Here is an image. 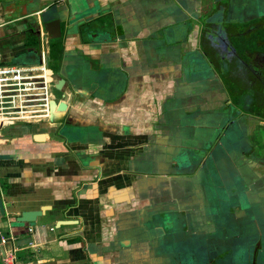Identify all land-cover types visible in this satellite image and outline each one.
I'll list each match as a JSON object with an SVG mask.
<instances>
[{
    "label": "crops",
    "instance_id": "1",
    "mask_svg": "<svg viewBox=\"0 0 264 264\" xmlns=\"http://www.w3.org/2000/svg\"><path fill=\"white\" fill-rule=\"evenodd\" d=\"M142 5L141 0H0L1 61L41 62V46H33L29 31L33 19L41 22L44 13L64 19L62 39L51 41L64 49L61 69L54 74L56 81L73 66H90L91 60L113 72L107 91L100 96L85 85L73 88L68 80L59 98L55 95L58 104H67L64 111L56 109L48 120L4 128L0 139V236L18 248L16 264H157L151 259L157 253L151 250L153 243H160L158 237L166 236L168 219L171 264L184 260L178 253L184 252L178 247L182 242L175 235L186 232L193 217L186 203L175 201V207L171 198L159 199L148 182L142 186L140 168L141 160L157 154V144L168 145L169 138L178 141L175 154L185 150L182 142L189 137L178 126L171 135L154 141L155 145L150 140L156 110L165 104L167 93L173 96L175 88L186 97V78L181 69L172 67L171 85L167 75L161 84L157 69L150 62L138 61L135 42H126L125 37L95 39L89 44H82L79 38V23L86 16L97 19L103 7L114 14L118 32L120 22L129 32L139 29L147 16L139 13ZM123 69L129 72L128 83L118 80ZM92 72L90 67L86 69V74ZM181 121L173 112L171 122ZM36 134H44V138L37 139ZM38 209L43 214L34 222L18 221L22 212ZM170 209L171 217L166 214ZM157 212L161 226H148L145 244L134 242L137 223L146 225L147 218L156 219ZM167 243H161V249Z\"/></svg>",
    "mask_w": 264,
    "mask_h": 264
},
{
    "label": "flooded vegetation",
    "instance_id": "2",
    "mask_svg": "<svg viewBox=\"0 0 264 264\" xmlns=\"http://www.w3.org/2000/svg\"><path fill=\"white\" fill-rule=\"evenodd\" d=\"M239 1L235 0L230 7L215 8L207 4L197 19L183 20L194 25L193 31L188 29V35L197 32V39L186 45L188 56L171 54V46L175 44L171 43V24L176 21L171 20L170 0L161 1L166 3L164 9L154 8L163 13L148 23L152 26L150 38L144 37L149 35L144 19L132 33L124 23H118L122 25L118 32L114 14L107 12V7L98 16L107 22L98 30L106 32L97 34L89 16L78 26L82 44L123 37L126 42L134 41L138 61L150 62L157 69L160 82L167 75L171 85L172 67L175 71L181 69L186 78L183 91L189 99L176 102L179 88H175L173 96L167 93L166 102L159 109L161 114L156 110V119L151 122L154 132L150 140L153 145L154 141L171 135L169 127H176L171 125L176 105L186 106V122L194 121L185 129V135L202 138L200 147L184 145L185 150L176 154L170 151L171 138L168 145L157 144L158 157L165 161L150 166L163 173L151 172L152 177L183 176L180 172L189 171L185 176L190 178L184 181V188H175L171 180L168 194L154 190L158 198H171L175 207H178L175 201L186 203L193 217L185 228L187 231L175 235L182 242L178 247L184 249L183 253L178 252L184 255L179 264H264V7L256 8L255 3L254 9L249 0ZM239 5L249 6L239 9ZM29 32L31 40L41 38L31 33V29ZM51 41L48 60L51 64L55 60L57 66L59 60L62 63L64 49L60 44L56 48ZM91 61L96 67V60ZM50 67L54 74L61 69V65L58 69ZM120 72L118 80L125 79L128 83V70ZM196 111L200 114L193 115ZM164 153L168 154L166 158ZM166 214L171 217V209ZM156 215L159 219V212ZM167 224L164 228L169 242L165 248L171 264V219ZM155 247H160V243Z\"/></svg>",
    "mask_w": 264,
    "mask_h": 264
},
{
    "label": "water",
    "instance_id": "3",
    "mask_svg": "<svg viewBox=\"0 0 264 264\" xmlns=\"http://www.w3.org/2000/svg\"><path fill=\"white\" fill-rule=\"evenodd\" d=\"M141 1L143 2V5L140 9L141 11H139V13L141 12V15H148L149 13L151 15L153 12H155L154 8L162 7L164 9L166 7V3L164 4L161 3V1H166V0H141ZM170 1H171V12H170L171 20L176 21V22H172L171 24V43H175V44H172L171 46L172 47L171 54H174V55L177 54L179 56L184 54L188 56V50L186 48V45H188V43L193 41V39L196 40L197 37L194 36L195 35L194 32H192L191 35H188V29H191V30L194 29L193 28L194 25L192 23L189 24V22H183V20L197 19V15L201 13V9H203V6L207 7V4L208 5L211 4V6H214L215 8L219 6H223V7L229 6L230 7L234 4L235 0H170ZM63 20L64 19H62L61 16L55 15L52 17H48V15L43 13L41 16V22H39L37 18L33 19L31 33L41 36L43 32L47 36V42L49 44V41L61 38L63 36V30H62ZM106 23L107 22L105 20L103 21L99 17L97 19L95 18L91 20V25L93 24L95 26V29H96L95 31L97 34L104 33L105 30H98V29L100 26L106 25ZM174 23L176 26H174ZM174 27H176L177 30H172V28ZM144 28H146L147 30L146 33L149 34L144 37L150 38L149 36L152 35L150 34L152 26L147 23V25ZM85 29H88V27ZM93 32L94 30L91 33L93 34V36H95L96 33L95 32L93 33ZM78 64H81V63H78ZM89 65L90 66L86 65L85 63H82L81 65L73 66L74 68L72 70H69L70 69L69 68L66 71V74L65 73L63 74L64 77H62L60 80L56 81V79H54V87L57 90L62 91L64 83L69 80L71 81L73 88H77L79 85L80 86L85 85L91 89V92L94 93V95H99L101 92H106L107 89L105 88L107 86H105V84L107 85L109 81H111L113 77V72L109 70L108 68L104 67L103 65H100L96 68L93 67V64H89ZM82 66H84L85 69L87 70L90 67L92 71L94 72V73L92 72L91 75L87 74L88 79H86V77L84 76L86 73V70L83 72ZM55 108H57L59 111H64L67 108V104L65 102L58 104L56 99L52 100L51 102L52 114L55 112ZM180 108L182 109L181 111L182 115L179 117L182 118V121L177 122V123L172 122L171 125H176L178 126L179 129L185 130L187 129V127H190L191 125L190 123H188V121L187 122L185 121L187 119V116L183 117L184 113L186 115V106H181ZM199 114H200L199 111H196L193 113V115H199ZM167 124H170V123H167ZM172 128H173L172 126L169 127V130L172 131ZM166 129H168V127H166ZM36 138L37 139L44 138V134H36ZM199 141H202L201 137L192 136V137H189V140H187L186 143L182 142V144L186 146H189L190 144L193 147H200L201 145ZM177 142L178 141L176 140H173V142H171V150H170L171 153H175L174 145H177L178 144ZM163 155H164V158H166L168 154L164 153ZM154 156H155V153L154 155H150V156L147 155L145 156L143 160H141L140 171L142 172V176L140 177V184H142V186H145V183L148 182L149 187L153 186L154 189L156 190H160V191L163 190L165 195L168 194L167 191L171 189V185H170L171 180H173L172 183L175 188H178V189L184 188V181L189 180L190 178L188 176H185L189 171L180 172V174H182L183 176H175V177H171V176L152 177L150 176L151 172L158 173V175H163L161 171L152 169L150 167L153 164L155 165V164L161 163L162 161H165L162 159V157H158V154H156L155 157ZM193 177L196 178L195 176ZM162 183H165L168 185H162ZM161 200H166V198L165 199L162 198ZM143 212H145V209L143 210ZM42 214H43V209L24 211L22 212L21 216L18 218V221L23 222V223H32L37 219V217L42 216ZM149 218L150 216L146 220V225H142V223L140 222V225L138 226V223H137L136 227H140L141 231L137 229L136 230L133 229L134 230L133 232L134 242L136 243L143 242L145 244L146 237H148V231H147L148 226L149 225L161 226L160 225L161 222L159 219H157V217L156 219H153L152 221H150ZM156 241H160V244L162 243L165 245L167 243V234L164 237H158ZM152 248L153 250H151V253L152 254L157 253V256L153 255L151 258L153 262H156L157 264H168L167 249L166 248L161 249V246L160 247L153 246ZM198 257L200 258L199 251L197 254V258ZM0 258H1V255H0Z\"/></svg>",
    "mask_w": 264,
    "mask_h": 264
},
{
    "label": "built area",
    "instance_id": "4",
    "mask_svg": "<svg viewBox=\"0 0 264 264\" xmlns=\"http://www.w3.org/2000/svg\"><path fill=\"white\" fill-rule=\"evenodd\" d=\"M41 62L35 65L0 60V139L4 128L27 122L48 120L55 95L54 73L48 63L47 36L41 34ZM32 231V228L30 229ZM0 236V255L4 264H16L18 248ZM32 244V243H31Z\"/></svg>",
    "mask_w": 264,
    "mask_h": 264
},
{
    "label": "rangeland",
    "instance_id": "5",
    "mask_svg": "<svg viewBox=\"0 0 264 264\" xmlns=\"http://www.w3.org/2000/svg\"><path fill=\"white\" fill-rule=\"evenodd\" d=\"M244 1H248V0H240L239 2L240 3H242V2H244ZM250 1V4L252 5V7L255 9V3H256V8H262V7H264V0L263 1H260V0H249ZM258 3H260L261 5H258ZM170 4H171V1H170ZM210 5V4H209ZM249 5H243V6H241V5H239L237 8H239V9H241V8H245V7H248ZM168 9H170V8H168ZM251 9V8H250ZM163 12L161 11V10H158V11H155V12H153V14H149V15H147L146 17H145V19L144 20H146L145 21V23H151L152 22V20H154V19H157V18H159V16H161V14H162ZM241 13V12H240ZM239 13V15H242V13L240 14ZM252 13V12H251ZM151 22H150V21ZM154 22V21H153ZM155 23V22H154ZM174 26H176L175 24H174ZM172 30H177L176 29V27H174V28H172ZM39 37H35V40L37 41V39H38ZM39 41H37V44L35 43V41H33V46H35L36 48H38L39 47ZM36 44V45H35ZM175 46V45H174ZM172 48V47H171ZM54 63H52V64H50L52 67H55V69H58V65H61V60H59V64H57V66H56V61L54 60L53 61ZM199 65L201 66V65H203L202 63H199ZM98 66H100V64L98 63V62H96V67H98ZM202 67V66H201ZM82 70H83V72L86 70L85 69V67L84 66H82ZM186 72H188V68H186V71H185V73ZM203 71H201V73H202ZM85 77H86V79H88V75L85 73V75H84ZM51 90L53 91V92H55V94H56V96H57V98H59V96L61 95V91L60 90H57L55 87H52L51 88ZM176 98L178 99V98H181L182 100H184V99H189V97L187 98V97H184L183 96V93L180 91V92H178L177 94H176ZM182 105H176V107H175V104L173 103V104H171V107H173V110H174V107L176 108V110L174 111V113L175 114H177V115H179V116H181L180 115V113H182L181 111H182V109L180 108ZM170 108V107H169ZM169 115H171V112L169 111V113H168ZM212 191V190H211ZM208 193H210V191L208 192ZM211 195H213V194H211ZM140 230L141 231V229H140V227H135L134 228V230ZM0 264H4L3 262H0Z\"/></svg>",
    "mask_w": 264,
    "mask_h": 264
},
{
    "label": "trees",
    "instance_id": "6",
    "mask_svg": "<svg viewBox=\"0 0 264 264\" xmlns=\"http://www.w3.org/2000/svg\"><path fill=\"white\" fill-rule=\"evenodd\" d=\"M34 41H35L36 44H37V41H39V43H38V44H39V47H38V48H40V38H38L37 41H36V40H34ZM36 44H35V45H36ZM38 48H37V49H38Z\"/></svg>",
    "mask_w": 264,
    "mask_h": 264
}]
</instances>
